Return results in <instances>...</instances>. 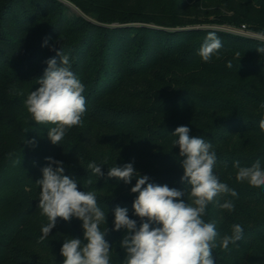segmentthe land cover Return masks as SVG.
I'll return each instance as SVG.
<instances>
[{
	"label": "trees",
	"instance_id": "obj_1",
	"mask_svg": "<svg viewBox=\"0 0 264 264\" xmlns=\"http://www.w3.org/2000/svg\"><path fill=\"white\" fill-rule=\"evenodd\" d=\"M70 1L88 12L93 11L95 0ZM175 1L177 15L186 14L190 0ZM162 2L148 0L144 12L140 11V3L134 8L127 4L126 8L116 12L119 16L113 22L119 23L117 26L95 25L80 36L76 25L81 22L75 23V19L65 13H56L53 6H45L49 0H7L0 8V264H63L60 250L64 240L69 237L83 240L82 221L75 217L70 222L58 217L49 236L40 240L41 227L48 221L38 208L41 189L36 181L42 179V168L49 165L47 157L63 162L64 175L77 182L78 190L94 191L98 206L105 212L108 209L105 239L112 245L111 264H122L125 252L119 245L125 230H112L113 210L117 206L127 208L129 217L136 220L139 227L140 218L133 214L132 208L137 194L130 191L136 178L125 184L122 180L109 178L108 169L132 163L139 174L150 177L149 182L167 184L182 191L188 189L187 182H181L183 158L179 157V151H171L173 142L178 139L172 134L178 126L189 127L190 136L206 131L203 126L196 125V117L191 113L194 106L199 108V114L203 111L194 101L195 92H224L242 102L240 109L235 104H213L212 109L217 113L227 112L232 116L203 136L216 152L214 172L220 182L227 184L224 179L228 180V173L237 170L232 167L236 160L242 167H250L259 160L264 167V130L259 126L264 119V108L260 107L264 103V93H261L264 85L258 87L255 95L251 92L252 85L258 80L243 84L250 93L244 92L237 78L239 75L264 76L260 64L231 63V67L223 70L225 80L222 81L192 78L188 82L191 88L188 92L172 101H164L156 110L160 116L167 111L182 112L181 119L176 124H164L156 133L148 131L145 136L134 138L132 135L142 133L138 130L139 122L150 121L148 114L140 111L132 117L123 116L105 106L113 92L126 88L132 77L147 76L162 59L184 53L197 37L202 40L187 50L178 66L182 71H189L202 61L199 49L208 32L214 30L175 29L184 25V20L174 22L161 11ZM254 2L257 8L250 5L249 9L244 8L243 1L230 0L228 3L233 4L230 7L239 20L256 24L257 31H263L264 0ZM250 16L255 19L251 20ZM136 21L150 25L136 29L137 32L125 25ZM214 32L222 40L223 47H238L240 53L250 59L264 58V52L257 50L264 47L261 41ZM73 37L78 41L73 45L66 44ZM61 50L69 56L71 70L85 87L83 95L87 111L82 124L69 129L60 145H54L48 138V128L52 125L36 124L27 113L24 101L30 91L39 87L37 79L43 77L48 67L46 62L55 58L57 66L60 65L61 57L57 52ZM132 56L135 57L133 62L128 60ZM233 77L236 78L232 80ZM151 113L153 117L157 115ZM99 129L105 133L97 138ZM32 141L35 143H30ZM236 149L253 154L235 157ZM92 161L101 167L104 176L98 179L92 176L88 169ZM89 177L97 182L87 185L85 182ZM236 183L228 186L235 187L237 197L222 195L216 199L220 203L225 199H243L247 205H252V210L234 212V220L227 215V210L212 203L204 217L206 222H216L221 236L230 235L232 225L238 222L244 227L243 238L230 245V251L213 250L215 264H245L249 259L252 264H264V216L259 214L264 211V188L251 187L246 181ZM105 227L101 225V230Z\"/></svg>",
	"mask_w": 264,
	"mask_h": 264
},
{
	"label": "clouds",
	"instance_id": "obj_2",
	"mask_svg": "<svg viewBox=\"0 0 264 264\" xmlns=\"http://www.w3.org/2000/svg\"><path fill=\"white\" fill-rule=\"evenodd\" d=\"M255 38L264 43V32L257 33ZM222 47V40L214 31H209L198 55L208 62ZM257 50L264 52V47ZM57 55L61 57L60 65L57 66L55 58L49 59L43 77L37 79L39 87L30 91L24 101L27 113L36 124L52 125L48 128V138L54 145H60L69 129L82 124L87 111L85 87L71 70L69 56L62 50ZM260 107L264 108V103ZM259 126L264 130V119ZM189 133V127L178 126L172 134L178 137L173 143L179 146V157L183 158L181 182L189 186L185 191L149 182L150 177L139 174L132 163L108 169L109 178L125 184L136 178L130 191L137 194L132 208L133 214L140 218L139 227L137 221L129 217L127 208L117 206L113 210L112 230H125L119 245L125 252L122 264H215L214 249L230 251V245L243 238L241 224L232 225L231 234L221 236L214 220L205 221L209 204L216 203L229 212L234 210L232 200L220 203L217 197H237L238 193L220 182L215 174L217 157L213 145L203 136ZM46 159L49 165L42 168V179L36 181L41 189L38 208L48 221L41 227L40 240L49 236L58 217L66 222L75 217L82 221L83 240L72 237L64 240L60 250L63 264H111L112 245L105 239L108 209L105 212L98 206L94 191L78 190L77 182L64 175L63 162L51 157ZM232 167L238 170V182L246 181L251 187L264 188V167L259 160L250 167H242L236 160ZM88 169L97 179L104 176L95 161L88 164ZM96 182L89 177L85 183ZM101 225L106 227L101 230Z\"/></svg>",
	"mask_w": 264,
	"mask_h": 264
},
{
	"label": "rangeland",
	"instance_id": "obj_3",
	"mask_svg": "<svg viewBox=\"0 0 264 264\" xmlns=\"http://www.w3.org/2000/svg\"><path fill=\"white\" fill-rule=\"evenodd\" d=\"M147 1L148 0H95L93 2V11L91 12H88L85 8L80 7L78 4L70 0H49V4L45 3L44 5L53 6L56 13H65L69 18L75 19V23L80 21L81 23L76 25L78 31L77 34L80 36L81 34L86 32L88 28H91L95 25L99 26L100 24L105 27L117 26L119 23L115 21L113 22V20H117L119 16L116 14V12L118 10H122L124 7L126 8L127 4H129L130 8H134L135 5L140 3V11L144 12L145 8L148 6ZM229 1L230 0H190L188 2V8L185 11L186 14L177 15V11L175 10L177 2L175 0H163L161 11H165L166 15L170 16V18H173V21L176 23L179 20H184V25H178L174 27L175 29L185 28L203 31L214 30L217 32L237 35L243 38L249 37L231 33L229 29L233 27L240 28L244 24L246 28L253 33L257 34L264 31L260 29L257 31V25L249 23L247 20H239V18L236 16L235 10L230 7L233 6V4L228 3ZM238 1H243V4H245L244 8L246 9H249L248 6L250 5L251 7L255 6L257 8V5L254 2L255 0ZM5 2H7V0H0V8ZM159 15L162 16L161 14ZM250 19L254 20L255 17L250 16ZM239 22L243 24L238 27L237 24H239ZM125 25H130L129 27L134 28L132 30L137 32L136 29L150 24L145 23V21H136L133 23H126ZM249 26L252 27L249 28ZM249 39L257 40L254 38ZM201 40L202 39L200 37H197L196 39H193L191 44L186 47V51H184V53H179L173 57L167 56L166 58L162 59L158 67L155 68L147 76L132 77L129 85H127L126 88H120L121 90L117 89V91H114L106 101V107L110 108L111 110H115L117 113L120 112V114H122L123 116L132 117L138 115V112L140 111L144 114H148L151 120H142V122H139V124L141 125H139L138 130H140V132L142 133H133L132 136L134 138L141 135L145 136L144 134L148 131L156 133L164 124H176L175 122H178L181 119V116L183 114L182 112L175 113L173 111H167L160 116L159 114H157L156 110L159 105L164 103V101H172L182 93L188 92V89H191L188 82L192 78H200L204 80L209 79L213 81L225 80V73L223 72V70L227 66H229V64L234 62H249L250 64H260L261 66H263L262 68H264V58L250 59L242 55L238 47L228 48L225 46L222 47L215 55V57H212L210 61L204 62L202 60L197 66L189 71L180 70L178 65L184 57V54L196 42H200ZM76 41H78V38L76 37L75 39L73 37L69 41H67L66 44L73 45ZM128 60L133 62L135 61V57L132 56L128 58ZM235 78L236 77H233L232 80ZM237 78L239 80L240 87L244 88V92H250V90H246V88L243 86L244 83L258 80L259 82L257 81L256 84L250 83L253 84L252 86L254 88L251 92L255 95H257V92L259 91L258 87H260L261 84L264 85V76L260 77L254 75H239L237 76ZM261 93L263 95L264 91H261ZM193 94L195 103L200 105L203 111H201L199 114V108L194 106L191 109V113H193V116L196 117V125L206 128V131L198 132V134H196L197 136L209 135L211 133V130L217 124L222 123L224 120L232 116L231 113L227 112L217 113V111H214L212 109L213 104H218L221 102L231 105L235 104L239 109L241 108L242 104L239 99L230 97L224 92H195ZM151 112H154L157 115L153 117L151 115ZM262 117L263 115H260V118ZM104 133L105 132L102 131V129H99L97 131L96 137L98 138ZM199 133H203V135H199ZM253 144L255 145L256 142H254ZM174 147L171 149V151L177 153V151H179V146L176 145V147ZM229 150H231V148H229ZM234 154L236 155L235 157L245 158L246 156L252 155L253 153L251 152L250 154H248V152L245 150L239 151V149H236V151H234ZM237 171L238 170L228 173V180L224 179V181H227V184L229 185H236ZM233 189H235V187ZM233 203L235 205L234 208L236 211H227L226 213L234 220L236 219V215L234 212H240L242 210H252V205H247L246 201L243 199H235L233 200ZM237 214L241 216L240 213ZM259 214L261 216H264V211ZM238 224L242 223L238 222ZM250 261L251 260L249 259L245 264H252Z\"/></svg>",
	"mask_w": 264,
	"mask_h": 264
},
{
	"label": "built area",
	"instance_id": "obj_4",
	"mask_svg": "<svg viewBox=\"0 0 264 264\" xmlns=\"http://www.w3.org/2000/svg\"><path fill=\"white\" fill-rule=\"evenodd\" d=\"M229 31L234 34L243 35L245 37L256 39V33L249 31L245 25H242L240 28H230ZM258 40V39H257Z\"/></svg>",
	"mask_w": 264,
	"mask_h": 264
}]
</instances>
